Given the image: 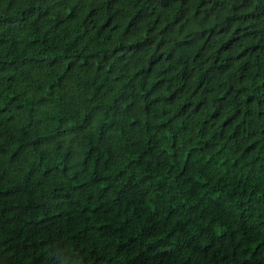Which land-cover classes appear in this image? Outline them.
I'll list each match as a JSON object with an SVG mask.
<instances>
[{
  "label": "trees",
  "instance_id": "1",
  "mask_svg": "<svg viewBox=\"0 0 264 264\" xmlns=\"http://www.w3.org/2000/svg\"><path fill=\"white\" fill-rule=\"evenodd\" d=\"M0 264H264V0H0Z\"/></svg>",
  "mask_w": 264,
  "mask_h": 264
}]
</instances>
